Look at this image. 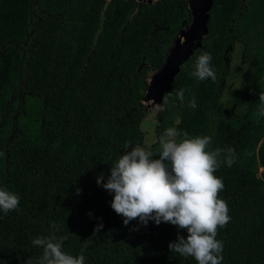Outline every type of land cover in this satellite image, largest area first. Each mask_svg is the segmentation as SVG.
Returning a JSON list of instances; mask_svg holds the SVG:
<instances>
[{"label": "trees", "instance_id": "obj_1", "mask_svg": "<svg viewBox=\"0 0 264 264\" xmlns=\"http://www.w3.org/2000/svg\"><path fill=\"white\" fill-rule=\"evenodd\" d=\"M187 2L0 0V186L20 197L16 209L0 216V264L39 257L31 240L49 235L53 223L55 234L66 237L62 250L83 249L85 264H196L167 247L186 235L183 229L136 219L124 225L109 207L111 194L95 183L101 172L107 178L119 154L144 146L146 78L190 22ZM263 19L264 0H213L203 47L180 66L169 104L157 111V135L176 119L174 127L189 137L209 135L210 148L235 151L232 166L214 172L231 217L217 227L222 264H264V117L258 115L264 27L242 30L245 21ZM237 43L245 46L244 64L238 51L237 60L230 58ZM205 50L216 81L189 75ZM181 88L185 100L172 103ZM193 96L195 109L187 106ZM16 103L22 113L12 117Z\"/></svg>", "mask_w": 264, "mask_h": 264}, {"label": "clouds", "instance_id": "obj_2", "mask_svg": "<svg viewBox=\"0 0 264 264\" xmlns=\"http://www.w3.org/2000/svg\"><path fill=\"white\" fill-rule=\"evenodd\" d=\"M211 60L210 52L200 51L189 75L199 81H216ZM151 75L154 73L148 76L149 83ZM184 93V89H177L172 103L183 102ZM170 96L171 93L166 94L161 104L153 105V110L162 111ZM258 100V115L264 117V93L258 94ZM187 106L195 109V96L187 100ZM211 143L209 135L189 137L175 127L165 128L158 140V152L141 144L132 145L110 165L107 178L101 172L95 183L111 194L109 207L122 217L124 225L133 219L141 225L167 222L186 233L168 243L170 252L191 257L196 264H222L223 242L216 239L217 227L222 228L231 217L227 202L218 196L223 181L214 172L221 164L231 167L236 154L230 146L210 148ZM19 200L18 194L0 186V216L16 209ZM50 227L49 235L31 240L42 253L27 264H85L84 250L76 255L63 251L66 237L55 234L54 223ZM95 227L98 230L102 224Z\"/></svg>", "mask_w": 264, "mask_h": 264}, {"label": "water", "instance_id": "obj_3", "mask_svg": "<svg viewBox=\"0 0 264 264\" xmlns=\"http://www.w3.org/2000/svg\"><path fill=\"white\" fill-rule=\"evenodd\" d=\"M107 2L111 0H106ZM137 4H152L159 0H134ZM213 0H188L187 9L190 12L189 23H182L183 29L174 37L168 49L164 62L156 70L150 72L151 81L146 78V88L142 105L147 110H152L154 104H161L164 95L171 91V84L179 73L180 66L185 63L194 51L203 47L202 41L208 33L207 23Z\"/></svg>", "mask_w": 264, "mask_h": 264}, {"label": "flooded vegetation", "instance_id": "obj_4", "mask_svg": "<svg viewBox=\"0 0 264 264\" xmlns=\"http://www.w3.org/2000/svg\"><path fill=\"white\" fill-rule=\"evenodd\" d=\"M27 16H28V19H29V23L32 21V18H34V17H36V12H34L33 11V13H30V12H27ZM243 20H242V22L240 21V20H238V21H236L234 24H235V29H236V31H240L241 30V28H242V26H243V28H242V30L244 29V27L245 28H247L248 27V31H249V33L252 31V25L253 24H255L254 26H255V30L253 31V33L255 34V32H256V30H257V28H259V29H263V27H264V19L261 21V22H254V20H251L250 22H247V21H245L243 24ZM186 24V23H185ZM241 24H242V26H241ZM182 29H183V26H182ZM32 31H30V33H31ZM241 33V32H240ZM235 39V37L233 38V40ZM26 40H27V38H26ZM27 46V44L25 43L24 44V47H26ZM235 46H238V43L235 45ZM235 46H234V48H233V51H232V53H231V60H235V57H234V49H239L240 50V54H239V57H238V61H239V64H244V62H243V58L246 56V58H248L247 57V55H245L244 54V51H245V46H240L241 48H235ZM239 47V46H238ZM252 46L249 44L248 45V49H250ZM228 49H231V47L230 48H228ZM23 53H25L24 51H23ZM235 55H236V53H235ZM12 103H13V101H12ZM18 109V104L16 103L15 104V110H13V113H14V115H12V117L13 116H15L16 117V115H18V114H20V113H22V111L21 110H17ZM153 110V109H152ZM152 110H150V111H152ZM154 111V110H153ZM233 113V112H232ZM174 122V124H173V127H174V125L176 124V119L173 121ZM159 126V125H158ZM156 131V130H155ZM161 137V135H157L156 133L154 134V143L153 144H157L158 143V140H159V138ZM146 147H148V146H146ZM149 148V147H148Z\"/></svg>", "mask_w": 264, "mask_h": 264}, {"label": "rangeland", "instance_id": "obj_5", "mask_svg": "<svg viewBox=\"0 0 264 264\" xmlns=\"http://www.w3.org/2000/svg\"><path fill=\"white\" fill-rule=\"evenodd\" d=\"M235 48H239L238 46H235ZM240 52L239 49H234V57L235 60H237L235 53ZM143 118L141 119V122L139 124L140 131L143 133V143L144 146H150L154 143V134H155V127L157 123V117L158 113L157 111H150L147 109H143Z\"/></svg>", "mask_w": 264, "mask_h": 264}]
</instances>
